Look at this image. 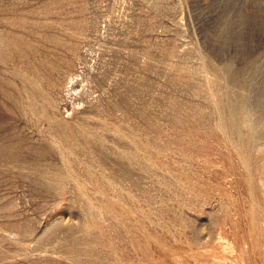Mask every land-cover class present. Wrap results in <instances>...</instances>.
<instances>
[{"label": "rangeland", "instance_id": "1", "mask_svg": "<svg viewBox=\"0 0 264 264\" xmlns=\"http://www.w3.org/2000/svg\"><path fill=\"white\" fill-rule=\"evenodd\" d=\"M0 264H264V0H0Z\"/></svg>", "mask_w": 264, "mask_h": 264}]
</instances>
